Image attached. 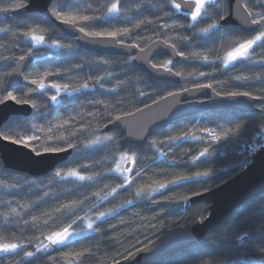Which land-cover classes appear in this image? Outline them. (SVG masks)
<instances>
[{"label": "trees", "instance_id": "16d2710c", "mask_svg": "<svg viewBox=\"0 0 264 264\" xmlns=\"http://www.w3.org/2000/svg\"><path fill=\"white\" fill-rule=\"evenodd\" d=\"M19 2L27 4L28 0H0V8L13 9ZM174 2L73 0L65 12L76 16L75 26L84 27L86 32L128 29L115 37L125 44L145 48L162 39L175 45L178 53H184L178 62L162 57L154 64L180 73L179 85L152 78L131 57L80 48L74 38L37 13L13 16V11L0 12V98L11 91L7 88L8 74L21 56H29L34 63L24 74L23 89L12 92L19 100L37 105L29 117H11L1 133L13 140L25 138L28 147L40 153L51 152V148L73 151L52 172L37 177L8 170L0 159V245L19 246L0 254V264L122 262L168 230L207 218L210 205H192L190 200L238 175L245 169L242 165L252 161L264 146V48L254 45L247 59L223 65L229 51L253 39L264 26L255 33H244L234 26L203 32L210 24L220 25L229 13L228 1L206 5L195 21L176 10ZM113 3L119 12L109 14ZM244 5L248 12L264 14V0H245ZM54 7L59 5L52 2V14ZM84 16L92 19L83 20ZM33 35H43L45 42L35 43ZM53 42L62 47H47ZM45 72L52 74L44 76ZM42 77L46 85L67 84L69 89L57 93L48 87L30 92L37 88L30 81ZM205 85L221 96L247 92L258 100L255 111L201 112L172 123L144 146L126 145L120 131H104L118 116L132 114L169 93ZM53 95L56 101L50 99ZM237 123L243 130L233 134ZM32 135L38 138L28 140ZM213 135L221 139L213 141ZM68 144L76 148H68ZM205 148L208 153L201 156ZM123 157L131 162L125 176L118 172ZM57 171L60 176H56ZM72 171L93 179L81 181L68 175ZM197 173L208 175L198 177ZM181 177L191 179L174 183ZM159 184L167 187L157 192ZM87 222L93 224L91 233L37 251L54 233L64 228L81 230ZM261 248L264 194L242 205L201 242L147 264H264ZM28 252L33 256H27Z\"/></svg>", "mask_w": 264, "mask_h": 264}, {"label": "water", "instance_id": "95a60500", "mask_svg": "<svg viewBox=\"0 0 264 264\" xmlns=\"http://www.w3.org/2000/svg\"><path fill=\"white\" fill-rule=\"evenodd\" d=\"M229 13L221 20V26H234L244 33H255L260 29L259 25L243 24L244 18L248 16L244 1L240 0L241 8L234 9L233 0H227ZM53 0H28L27 7L14 10L13 16L37 13L44 18L53 21L56 26L67 36L74 38L80 48L95 52L101 55L127 56L131 57L134 64L144 69L152 78L160 81L170 82L175 85L181 83L179 75L169 68L158 66L152 69L156 59L168 57L173 62L180 60V55L171 44L159 39L153 41L145 48H139L133 44H125L117 38L107 37H85L79 32V28L73 25L64 24L57 20L50 11ZM175 3H191L193 7L180 9L182 13L191 14L195 11V0H175ZM249 20L252 17H248ZM79 37V39H76ZM166 42V43H165ZM151 48L149 63H144L137 59L141 55L140 49L145 52ZM34 63L32 57L26 56L24 60H19L16 67L11 72L7 80V88L14 90L24 83V74ZM188 91L175 92L173 96H166L155 103L145 106L134 115L121 116L120 120H114L108 124L104 131H120L124 136L126 145L144 146L148 139L154 134L167 128L176 121L186 120L193 115L210 110H231L237 112H253L258 102L250 96L238 95L236 97L217 95L211 87L189 88ZM33 112L32 105L27 103H16L6 101L0 105V133L1 128L13 116L29 117ZM72 149L64 152H48L36 156L35 152L28 146L13 144L10 140L0 139V159L4 167L19 173L37 177L47 175L58 165L65 162L72 154ZM131 167V162L125 166L126 170ZM264 194V146L258 150L251 163L242 172L218 186L217 188L199 194L190 200V204L208 203L209 215L203 220L187 226L172 228L165 235L155 240L148 246L134 252L127 259L117 264H147L162 256L189 247L201 242L207 233L233 213L242 205L254 200ZM190 234V236L184 235Z\"/></svg>", "mask_w": 264, "mask_h": 264}, {"label": "snow or ice", "instance_id": "6c2138e0", "mask_svg": "<svg viewBox=\"0 0 264 264\" xmlns=\"http://www.w3.org/2000/svg\"><path fill=\"white\" fill-rule=\"evenodd\" d=\"M53 2H54V4H58L59 5V7H54V9H53V15L55 16V18L57 20H61L64 24L75 26L76 21H77V17L74 16V15H70L67 12H65V9L69 8V6L73 2V0H63L62 3H61V0H53ZM233 2H234V9H240L241 8L240 0H233ZM213 3H214V0H213ZM173 6H174V8L176 10H180L182 8V6L188 8V9H191L193 7V5L191 3H183L182 4V3H175V2L173 3ZM26 7H27L26 3L19 2V3L15 4L13 9L0 8V12L7 13L9 11H14V10H18V9H24ZM194 7H195V11L191 13V16H192V19L195 21L198 17L202 16L201 9L205 7V0H195ZM243 7L246 9L247 5H244ZM117 12H119V8H118L117 4L113 3L111 5V7L108 8V13L112 14V13H117ZM249 16L252 17L251 20L248 19ZM257 17H259V18H257ZM82 19L87 21V20H90L92 18H90L88 16H84V17H82ZM98 19H102V18H98ZM222 19H224V18L222 17ZM243 24L248 25L249 27L251 25L264 26V14H260V13L253 14V13L249 12L248 16H246L244 18ZM221 27H222L221 25L213 23V24H210L208 26V28L202 29V31L203 32H209L210 30L214 29L217 32H220ZM78 30H79L80 33H83V35L85 37H94V38L95 37H107V38H113V39L115 37H117L118 35H124V34H126L128 32V29H122V30H116V31H110V32H103V31L86 32L84 27H80ZM25 35H27V34H25ZM221 35H223V33H221ZM31 39L33 41H35V43H37V44H43L45 42V37L43 35H39V36L33 35L31 37ZM76 39H79V37H76ZM182 39H187V38L184 37ZM254 45H257L260 48H264V31H260L259 34L256 35L253 39H247L244 43H240L232 51H229L227 53L226 58H224V60H223V63L225 65V67H227L230 63L237 61L238 58L247 59L248 58V56H247L248 50L249 49H253ZM47 47H62V45H60L57 42H53L52 44L47 45ZM67 47H71V45H68ZM171 47L173 49H175L176 46L172 45ZM151 51H152L151 48H149L147 52H145L144 49H140L141 55L139 57H137V59L142 60L144 63H149V55H150ZM174 54H178L180 56L184 55L183 52H179V53H175L174 52ZM20 60L23 61L24 57L21 56ZM203 60L205 62H207L208 61V57L204 56ZM168 64L169 65L172 64V61L169 60ZM150 66H151L152 69H157L158 68V66L156 64H151ZM168 72L171 73V69L170 68L168 69ZM51 74H52L51 72H45L43 75L44 76H48V75H51ZM179 74L180 73H176V75H179ZM8 75H12V74L9 73ZM201 75H204V74L201 73ZM27 79H28V77L25 76V80H27ZM30 83L32 85H37V88L36 89H30L29 90L30 92L31 91H43V90H45L48 87L56 89L57 93H59L60 91H68V89H69V86L67 84L60 85V84H57V83H52L50 85H46L44 83L43 77L41 79H32L30 81ZM98 83H99V81H98ZM83 87L85 89H87L88 85L85 84ZM204 87H211V85H205ZM22 89H23V85L20 86L19 90H22ZM73 91H77V89H73ZM185 91H188V90L185 89ZM169 95L173 96V95H177V94L169 93ZM217 95H219V93H217ZM238 95L248 96L249 94L247 92H245V93H236V92L230 93L231 97H236ZM50 99L52 101H56L57 100V96L53 95V96L50 97ZM9 100L14 101V102H16L18 104L21 103V102H23L25 104L29 103V100L21 101V100H19L17 98L16 95L13 94L12 91H7L6 95H4L2 98H0V105L4 104L6 101H9ZM32 107L33 108H37V105L35 103H33ZM126 115H134V114L129 113V114H126ZM120 119H121V117H119V116L116 117V120H120ZM33 127L35 128L36 126L33 125ZM242 130H243V126L240 125L239 123H237L235 125V129H233L232 131H233V134H236V133H239ZM227 135H228V133H225V136H227ZM37 138L38 137L36 135H32L31 137H28L27 139L28 140H36ZM0 139H3L5 141H9L10 140L13 144L24 145L25 147L28 146L27 143L25 142V138H23V137H21L20 139H17V140H13L12 137L9 134L0 133ZM176 139H179V137H177ZM220 139H221L220 136H216V135L212 136V140L213 141L220 140ZM153 143H155V142H153ZM68 148H73L74 149V148H76V145L68 144ZM49 151H51L53 153H57V152L67 151V149L66 148H51V149H49ZM33 152H35L36 156L43 155L42 153L36 151L35 149H33ZM206 153H208V148H205L204 151L200 153V155L204 156ZM250 162L251 161H248L245 164H243L242 168H246ZM60 175H61V173L59 171H57L56 172V176H60ZM68 175L76 177L77 179H79L81 181L93 179V177H86V176H83L80 173L75 172V171L69 172ZM137 175H139V173H137ZM202 175L203 176H207L208 173H197L198 177L202 176ZM187 179H191V178L190 177H181L180 181H176L174 183H180V182H182L184 180H187ZM124 180H125V183H127V177H125ZM166 187H167V185H165V184H159V187L156 188L155 191L159 192V191L165 189ZM113 191H115V189H113ZM139 195H140V192L138 191L137 192V196H139ZM129 203H131V202H129ZM100 215L103 216L104 213H101ZM201 222H203V221L201 220ZM69 227H71V225ZM87 227L89 229H92L93 226H92L91 223H89L87 225ZM70 235H72V233L69 232V229L68 228H64L62 232H56L52 236L48 237V239L51 240L52 244H54V245H56V244H64L66 242L67 238ZM184 235L190 236V234H188V233H184ZM17 247H19L17 244H3V245H0V252L7 253V252L15 250ZM44 250L45 251L47 250V246H45ZM37 251H40V249L38 248ZM260 251L264 252V248H261ZM26 255L31 257V256H33V253L28 252V253H26Z\"/></svg>", "mask_w": 264, "mask_h": 264}, {"label": "rangeland", "instance_id": "374dc122", "mask_svg": "<svg viewBox=\"0 0 264 264\" xmlns=\"http://www.w3.org/2000/svg\"><path fill=\"white\" fill-rule=\"evenodd\" d=\"M215 1V0H214ZM211 2H213V0H205V6L209 3H211ZM205 8V7H204ZM204 9L202 8L201 9V13H202V11H203ZM199 18V17H198ZM197 18V19H198ZM196 19V20H197ZM250 50V49H249ZM249 50H248V52H249ZM248 55V54H247ZM227 56V55H226ZM226 56L224 57V58H226ZM224 58H223V60H224ZM241 59H244V58H238L237 59V61H239V60H241ZM237 61H235V62H237ZM235 62H232V63H230L227 67H229V66H231V65H233ZM223 65H224V63H223ZM224 67H225V65H224ZM128 163V161H127V159H125V157H123L122 159H121V161L119 162V164H118V172L120 173V174H122V175H126V169H125V166H126V164ZM90 222H87L86 223V225H88ZM92 226H93V224H92ZM93 231V227H92V229H89L87 226L86 227H84V228H82L81 230H77V231H74V230H69V232L70 233H72V235H70L68 238H67V240H66V242L65 243H67L68 241H70V240H72V239H75V238H77V237H79V236H82V235H85V234H88V233H91ZM64 243V244H65ZM56 245H63V244H56ZM56 245H54V244H52V242H51V240H49V239H47L42 245H41V247L39 248L41 251H43L44 249H45V246H47V248H49V247H51V246H56ZM14 251V250H13ZM11 252V251H10ZM3 253H5V252H0V254H3ZM8 253V252H7Z\"/></svg>", "mask_w": 264, "mask_h": 264}, {"label": "flooded vegetation", "instance_id": "af4514ba", "mask_svg": "<svg viewBox=\"0 0 264 264\" xmlns=\"http://www.w3.org/2000/svg\"><path fill=\"white\" fill-rule=\"evenodd\" d=\"M211 3H212V2H211ZM211 3H210V4H211ZM207 5H209V3H208ZM203 9H205V8H203ZM203 12H204V10L202 11V14H203ZM181 13H182V12H181ZM182 14L187 15V16L191 17V19H192L191 14H186V13H182ZM199 18H200V17H199ZM199 18H198V19H199Z\"/></svg>", "mask_w": 264, "mask_h": 264}]
</instances>
